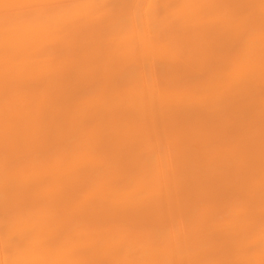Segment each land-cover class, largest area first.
<instances>
[{
  "label": "bare ground",
  "instance_id": "1",
  "mask_svg": "<svg viewBox=\"0 0 264 264\" xmlns=\"http://www.w3.org/2000/svg\"><path fill=\"white\" fill-rule=\"evenodd\" d=\"M0 49L32 264H264V0H0Z\"/></svg>",
  "mask_w": 264,
  "mask_h": 264
},
{
  "label": "rangeland",
  "instance_id": "2",
  "mask_svg": "<svg viewBox=\"0 0 264 264\" xmlns=\"http://www.w3.org/2000/svg\"><path fill=\"white\" fill-rule=\"evenodd\" d=\"M97 35L98 34H101L102 35V32L101 33H96ZM101 35H99L100 36V38L99 37H97L96 39L98 40V41H107L108 39H102L101 38ZM104 35V34H103ZM105 35H107V34H105ZM103 37V36H102ZM95 38H94V40L93 41H97ZM100 39H102V40H100ZM26 47V46H25ZM24 47V48H25ZM21 48V47H20ZM23 47H22V49L20 50V51H22V52H26V49H24ZM28 48H29V46H28ZM3 49H5V47H3ZM9 49V50H8ZM8 49H6V50H8V51H10V47L8 48ZM18 49H19V47H18ZM31 48H29L28 50H30ZM1 50V49H0ZM12 50V49H11ZM27 50V51H28ZM32 50H33V48H32ZM32 50H30V51H32ZM30 51H29V53H30ZM2 53H0V55L2 54L3 55V57L1 58L3 61H5V57L7 56V55H9L10 54V52H9V54H7V55H5L4 56V53L5 52H3V50L1 51ZM22 52H21V55L19 56V54H20V52L18 53V55L17 54H15V56H14V53H12V56H13V58H10L11 57V55H10V59H12V60H14V58L16 57V56H18V57H20V58H22V57H24V59L25 60H29V58H27V57H25V56H22V55H26L25 53H23L22 54ZM8 53V52H7ZM28 53V54H29ZM6 54V53H5ZM27 56V55H26ZM30 56H34L33 55V53H32V55H29L28 57H30ZM4 58V59H3ZM9 58H7V61H9L8 59ZM20 58H16L17 60H21ZM34 58V57H33ZM0 59V60H1ZM23 58H22V60H24ZM3 78V79H2ZM5 78V79H4ZM4 80V82H2ZM5 80H6V82H7V78L4 76V75H2L1 73H0V88L2 89L3 88V90H5V91H3V90H1L0 89V92L3 94V95H5L6 97L8 96H10V95H12L13 97H18L17 99H15V103H16V105L15 106H17V108L16 109H14V112H13V114H12V116H11V118H10V120H11V123L8 121V122H6L7 120L5 119V114H4V112H5V110H7V102H6V100H7V98L4 96L3 97V95L0 93V106H2V107H0V115H1V117H0V142H4L3 143V145H2V143H0V214H1V211H2V216L0 215V218L1 219H4V220H6V221H4V223H3V220H1L0 221V264H32V262H34V260L36 259V261L38 260V258H39V256H41L42 255V250L45 248V250L43 251V254H45L46 252H47V250H48V246H47V242L46 243H44V240H43V235H45V236H47V234H48V236L46 237L47 239L46 240H48V237H49V234H50V230H51V226L49 225V222L51 221L50 219V217H51V209H52V204H51V195H50V190H49V187L47 188V186H46V188H45V186H43L42 185V181H43V177H41L40 175H39V171L37 172V176L39 175V177H37L36 178V175L34 176V174H36L35 172L36 171H34V170H32V173H33V171H34V173H33V175H30L31 174V171H29L30 173H28L29 175H30V177L29 176H27V175H25L24 173H23V171H22V169H21V172H20V170H19V167H20V163H21V159H20V156L22 155L20 152L22 151V148L24 147V145L26 144V142H25V144L23 143V147L22 146H18V145H21L20 144V142L22 143V141H23V137H25L26 138V136H25V134L26 135H28L27 136V139H28V137H29V134H32L33 136H35L34 137V139H33V141L34 140H36L37 139V133H40L41 132V130L39 129V131H37V130H33V133L34 132H36V134H33V133H30L29 132V134H28V132L27 133H25L29 128H28V126L26 127L27 129H26V131H24L23 132V134H22V137L21 136H18V134H19V132H20V134L19 135H21V133H22V130H20L19 128H25V127H23L22 125H20L19 124V120H21L22 118H21V109H22V107L21 108H19V105H18V101H19V98H20V96L22 95V94H20V93H18V92H16V91H14L13 89H11V92L9 91V88L8 87H6L5 86V84H6V82H5ZM4 83V84H3ZM6 87V89L8 90V92H6V89H5V87ZM36 89H39V91L38 92H34L32 95H30V94H26L25 96L26 97H28V98H26L25 96H22V98L24 99V101L25 102H27V100L29 101L28 102V104H30L31 102L33 103V101H32V99H30L31 97L33 98L34 97V95L36 96V101H37V105H39V109L36 111V113H34L33 114V117H35L34 118V121L35 120H40L41 121V119L43 120V121H45L44 120V118H46L47 117V112H44L43 113V111H42V109H41V107L43 106V103L44 102H46L45 100H44V98H43V96L40 94L41 93V89L40 88H36ZM35 89V90H36ZM5 93H8V94H5ZM10 94V95H9ZM40 94V95H39ZM17 95V96H16ZM19 95V96H18ZM29 95V96H28ZM37 95H39V96H37ZM31 96V97H30ZM30 97V98H29ZM6 98V99H5ZM43 99V100H42ZM4 102H3V101ZM6 102V103H5ZM3 105H2V104ZM5 103V104H4ZM42 105V106H41ZM4 108H5V110H4ZM18 110V111H17ZM17 111V112H16ZM20 111V112H19ZM39 111V112H38ZM15 112H16V114H15ZM19 112V113H18ZM42 113H43V117L41 118V116H42ZM4 114V115H3ZM18 114V115H17ZM17 117H16V116ZM46 115V117H44ZM15 116V117H14ZM38 116V117H37ZM20 117V118H19ZM32 117V116H31ZM29 118V119H31V120H33V117L32 118ZM13 118H15L16 120H14ZM39 118H41V119H39ZM13 119V120H12ZM18 119V120H17ZM1 120H3V121H1ZM6 120V121H5ZM14 121H16L17 122V124H15L16 122H14ZM14 122V123H13ZM30 123H35V122H30ZM4 124H5V126H4ZM11 125V126H10ZM13 125H14V127H13ZM16 125H18V126H16ZM2 126H4V127H2ZM10 126V127H9ZM21 126V127H20ZM8 127V128H7ZM14 128V129H16L15 130V132H17L16 133V135L15 136H18L19 138L21 137V139H19L18 137L16 138L15 136H13V134H15L14 133V129H12V128ZM3 128L7 131V133H6V131L4 130L3 131ZM10 128V130L8 131V129ZM19 130H18V129ZM21 128V129H22ZM12 130V131H11ZM23 130H25V129H23ZM3 131V132H2ZM5 132V133H4ZM9 133V134H8ZM2 134H6V137H8L9 135H11V136H9L8 138L10 139V141H9V139L7 140L6 139V137H4V135H2ZM8 134V135H7ZM24 135V136H23ZM13 137V138H12ZM12 138V139H11ZM14 138H16V139H19V140H21V141H19V140H15ZM3 141H2V140ZM15 140V143L14 142H12L11 144H9L11 141H14ZM26 139V140H27ZM7 140V141H6ZM18 141V142H17ZM30 141V140H29ZM37 141V140H36ZM6 142H8V144L6 143ZM24 142V141H23ZM7 145H6V144ZM34 143H35V145H36V143L37 142H35L34 141ZM34 145V144H33ZM3 146V147H2ZM10 146V147H9ZM27 146V145H26ZM26 146H25V149H27L26 148ZM15 147V148H14ZM15 150H14V149ZM19 150H18V149ZM13 149V150H12ZM2 151V152H1ZM12 151V152H11ZM15 152H17V153H15ZM21 154V155H19V154ZM15 154L16 155H18V156H15ZM8 155V156H7ZM13 156V157H12ZM4 158V159H3ZM9 158V160H12V161H9V160H7ZM12 158V159H11ZM16 158V159H15ZM22 158V157H21ZM19 159V160H18ZM2 160V161H1ZM14 161H15V163H14ZM18 161H20V162H18ZM3 162V163H2ZM11 162V163H10ZM7 163V164H6ZM18 163V164H17ZM2 164H4V165H2ZM16 164V165H15ZM18 165H19V167H18ZM10 166V167H9ZM12 166V167H11ZM13 166H16V170H13L14 168H13ZM18 167V168H17ZM4 170H3V169ZM8 168H11L12 169V171L13 172H11V170L10 169H8ZM2 169V170H1ZM6 170H9V172H11V175H10V173L9 172H3V171H6ZM19 171V172H18ZM18 172V173H17ZM19 173H22V174H24V175H21V174H19ZM6 174V175H5ZM12 174H17V176H19V175H21L22 177H24V179H26V183L27 184H29V186H30V188H29V186L27 185V184H23V183H25V180L24 179H22V177H16L15 178V176L14 175H12ZM4 176V177H3ZM9 176H12V177H9ZM13 176H14V178H13ZM26 176V177H25ZM31 176H32V178H31ZM27 177H29V178H27ZM41 177V178H40ZM8 178H9V180H8ZM17 178H18V180H19V182L18 183H20V184H14V183H16V182H13V187L15 186V187H17L18 186V188L15 190V187H14V189L13 188H11L12 187V180L14 181L15 179V181H17ZM34 178V179H33ZM36 178V179H35ZM40 180H39V179ZM3 179H5L6 180V184H8V185H5V180H3ZM11 179V180H10ZM20 179H22V181L23 182H21V180ZM28 179H29V181H28ZM30 179H32V183L30 182ZM38 179V180H37ZM42 179V180H41ZM37 180V181H36ZM1 181H3L2 183H1ZM7 181H10V183L8 182L7 183ZM28 181V182H27ZM35 181H36V184H37V186H36V184H35ZM39 181H41V182H39ZM22 183V184H21ZM40 183H41V185L43 186V187H41V185H40ZM11 184V185H10ZM31 184L33 185V186H31ZM35 184V185H34ZM17 185V186H16ZM24 185V186H23ZM25 185L29 188H27V187H25ZM38 185H40L39 187V191L38 190H36V191H34L36 188H38ZM3 186V187H2ZM5 186V187H4ZM8 186H10V188H8V189H6ZM49 186V185H48ZM4 188V189H6L7 191H5L6 192V195H5V192L3 191V189L2 188ZM20 187L21 188H24L25 187V189L26 190H24V193L22 192V190L20 189ZM34 189H32V188ZM35 187V188H34ZM42 188H44V189H42ZM11 189L13 190V191H11ZM28 190H30V191H34L35 193H37L38 195H40L39 197H38V195L37 194H35L33 191V194H31V192L30 191H28ZM47 190V191H46ZM11 191V192H10ZM15 191V192H14ZM20 191V192H19ZM41 191V192H40ZM2 192H4V193H2ZM14 192V193H13ZM28 192H29V194H28ZM7 193H8V196H7ZM10 193V194H9ZM16 193V194H15ZM20 193V194H19ZM22 193V194H21ZM14 195V197H13V195ZM25 194V195H24ZM26 194H28V196H30V199H31V201L30 200H26V198L25 197H28V196H26ZM42 194V195H41ZM10 195V196H9ZM12 195V196H11ZM18 196V198H17V196ZM23 196V198H21L22 196ZM36 195V198H34V196ZM7 196V197H6ZM42 196V197H41ZM3 197V198H2ZM10 197V198H9ZM38 198V199H37ZM17 199L19 200V199H21V200H19V201H17ZM27 199H29V197L27 198ZM33 199V200H32ZM39 199H43V200H39ZM48 199H49V201H48ZM10 200V201H9ZM36 200V201H35ZM46 200V201H45ZM6 201V202H5ZM30 201V202H29ZM38 201V202H37ZM20 202H22V204H19ZM23 202H27L26 204H24ZM32 202V203H31ZM34 202H36V204L34 203ZM42 202H45V204L44 203H42ZM47 202V203H46ZM12 203V204H11ZM38 203V204H37ZM34 204H35V206H34ZM27 205H29V206H27ZM43 205V206H42ZM44 205H45V207H44ZM46 205L48 206V205H50V206H48V207H50L49 209H50V211L49 210H47L48 209V207H46ZM10 206L12 207V208H10ZM16 208H15V207ZM25 206V207H24ZM38 206V207H37ZM43 208V210H42V208ZM22 207V208H21ZM37 207V208H36ZM17 209V210H16ZM34 209V210H33ZM19 210V211H18ZM38 210V211H37ZM42 211V212H41ZM32 212V213H31ZM36 212V213H35ZM47 212H48V214H47ZM4 213H5V215H4ZM22 213V214H21ZM45 213V214H44ZM49 213H50V215H49ZM11 214H13V215H11ZM33 214H34V216H33ZM39 214V215H38ZM43 214V215H42ZM9 215V216H8ZM22 215V216H21ZM31 215V216H30ZM6 216V217H5ZM13 216V217H12ZM29 216V217H28ZM41 217V218H39V217ZM45 216V217H44ZM48 217V219H47V217ZM21 217V218H20ZM32 219H31V218ZM37 217V218H36ZM42 217L43 218H45V219H43V221L42 222H40L39 221V219H42ZM34 218H36V219H34ZM38 219V220H37ZM13 220V221H12ZM25 220H27V221H25ZM34 220V221H33ZM45 220V221H44ZM46 220H48L47 221V224L45 225V223H46ZM28 222V223H27ZM34 222V223H33ZM31 223V224H30ZM40 223H42V224H40ZM3 224L5 225V226H3ZM29 224V225H28ZM37 224V225H36ZM51 224V223H50ZM3 226V228H2V226ZM11 225V226H10ZM21 225V226H20ZM49 225V226H48ZM40 226H42V227H40ZM43 227H45V228H43ZM48 227L50 228V230L48 229ZM26 228V229H25ZM47 228V229H46ZM22 229V230H21ZM43 229H46V230H48L49 232L48 233H46L47 231H43ZM24 230V231H23ZM39 232H38V231ZM4 231V232H3ZM17 231V232H16ZM40 231H42V232H40ZM8 234H7V233ZM22 232V233H21ZM26 232V233H25ZM34 232H35V234H34ZM46 233V234H44V233ZM1 233H2V235H1ZM30 233H32V234H30ZM39 233V234H38ZM41 233H42V235H41ZM26 235V236H25ZM4 236V237H3ZM21 236V237H20ZM38 236H40L41 237V239H40V237H38ZM6 237V238H5ZM27 237V238H26ZM31 237V239H29ZM38 237V238H37ZM26 238V239H25ZM40 239V240H39ZM45 239V238H44ZM4 240V241H3ZM11 240H13V241H11ZM27 240V241H26ZM29 240V241H28ZM37 240V241H36ZM41 240H43V244H44V246H42L41 247V245H43L42 244V242H40ZM45 240V241H46ZM2 241V242H1ZM6 241V242H5ZM31 241H32V245H34L35 246V248L36 249H38L37 248V243L38 242H40V243H38V244H41V245H39L38 247H40V253L38 254H34L35 252H37L36 251V249L35 250H33L34 249V246H33V248H32V246L30 245L31 244ZM14 242V243H13ZM20 242L22 243V244H20ZM26 242H28L27 243V247L25 246H23V244L25 245L26 244ZM34 242H36L35 244H34ZM16 243H18L17 245H16ZM5 245H6V247H5ZM47 247H46V246ZM12 246H14V247H12ZM18 247V248H17ZM42 248V249H41ZM22 249H24V250H22ZM47 249V250H46ZM14 250V251H13ZM20 250V251H19ZM27 252H26V251ZM33 250V251H32ZM24 251V252H23ZM46 251V252H45ZM7 252V253H6ZM18 252L20 253V254H18ZM22 252H23V254H22ZM33 252V254H32V256L30 255L31 253ZM38 252H39V249H38ZM11 253V254H10ZM6 256H5V255ZM13 254H15V255H17V256H15V255H13ZM8 255V256H7ZM13 255V256H12ZM19 255V256H18ZM21 255L23 256V258L21 257ZM30 255V256H29ZM34 255V256H33ZM12 256V257H11ZM9 257V258H8ZM12 259H11V258ZM17 257V258H16ZM21 257V258H20ZM31 257H33V258H31ZM35 257H37V258H35ZM14 258V259H13ZM18 258H20V259H18ZM30 259V260H28V259ZM35 258V259H34ZM33 259V260H32Z\"/></svg>",
  "mask_w": 264,
  "mask_h": 264
}]
</instances>
